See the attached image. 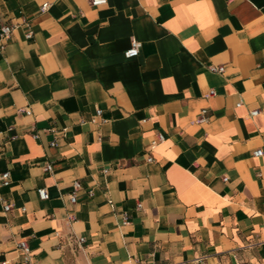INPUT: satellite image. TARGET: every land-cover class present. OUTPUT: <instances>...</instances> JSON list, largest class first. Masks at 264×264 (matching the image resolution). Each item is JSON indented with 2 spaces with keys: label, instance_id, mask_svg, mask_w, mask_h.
<instances>
[{
  "label": "crops",
  "instance_id": "obj_1",
  "mask_svg": "<svg viewBox=\"0 0 264 264\" xmlns=\"http://www.w3.org/2000/svg\"><path fill=\"white\" fill-rule=\"evenodd\" d=\"M1 24L0 263L25 240L39 264H264V0H0Z\"/></svg>",
  "mask_w": 264,
  "mask_h": 264
},
{
  "label": "built area",
  "instance_id": "obj_2",
  "mask_svg": "<svg viewBox=\"0 0 264 264\" xmlns=\"http://www.w3.org/2000/svg\"><path fill=\"white\" fill-rule=\"evenodd\" d=\"M108 0H89V3L93 7H99V6H104L106 5ZM47 7V3H44L41 7V10H45ZM14 26L10 24H1L0 25V53L3 51L4 46H5V41L9 38ZM32 36V32L30 30L27 31L26 37L30 38ZM141 48V42L137 40H131L129 48L124 52V56L126 58H133L139 55V51ZM208 69L211 72H216V73H223L224 72V67L222 65H210ZM213 92L210 91V94ZM240 105V103H238ZM19 111H23L26 114H30V110L28 109H19ZM101 111L97 109V115H99ZM251 116H255L258 114V110H253L250 111L249 113ZM207 116H206V109L201 110L197 122L202 123L207 121ZM163 139V135L161 133H157L156 135V140H153L151 142V146H154L158 141H161ZM253 155L255 157H262L264 156V150L259 148L253 151ZM147 161H152V157H148ZM52 166L50 164H47L44 167L45 171H51ZM106 171V170H105ZM1 179V184L2 185H8L9 184V172L6 171L1 174L0 176ZM223 180H227L226 177H223ZM72 192L69 195L70 202L75 203L76 202V191L80 188V183L78 181H74L72 185ZM38 196L40 199L44 200L48 198V193L45 188H40L37 190ZM88 195H91V191L88 192ZM141 207V203H137V208ZM4 211H9L11 209V205L5 204L3 206ZM24 210V209H22ZM70 218H73L72 216ZM127 217L126 215H123V224H127ZM83 238H78V242H82ZM17 249L19 250L22 260L25 264H39L37 261L33 259V253L30 250L27 241L21 240L17 243ZM0 264H7L6 261L1 262Z\"/></svg>",
  "mask_w": 264,
  "mask_h": 264
}]
</instances>
